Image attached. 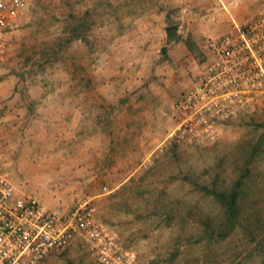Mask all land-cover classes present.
<instances>
[{"label":"rangeland","instance_id":"obj_1","mask_svg":"<svg viewBox=\"0 0 264 264\" xmlns=\"http://www.w3.org/2000/svg\"><path fill=\"white\" fill-rule=\"evenodd\" d=\"M213 1L33 0L0 66V171L50 207L98 196V217L135 264H259L241 233L205 239L221 213L201 187L240 178L244 215L264 219V151L253 146L264 96L212 142L174 136L173 105L206 62L197 23ZM254 2L249 17L264 6ZM40 264L97 263L79 242Z\"/></svg>","mask_w":264,"mask_h":264},{"label":"built area","instance_id":"obj_2","mask_svg":"<svg viewBox=\"0 0 264 264\" xmlns=\"http://www.w3.org/2000/svg\"><path fill=\"white\" fill-rule=\"evenodd\" d=\"M32 9L33 0H0V66ZM203 49L202 71L173 105L174 136L212 142L222 126L249 114L264 96V6L229 33L204 39ZM96 198L50 207L19 193L0 171V264H40L79 242L97 264H135L134 253L98 217Z\"/></svg>","mask_w":264,"mask_h":264},{"label":"trees","instance_id":"obj_3","mask_svg":"<svg viewBox=\"0 0 264 264\" xmlns=\"http://www.w3.org/2000/svg\"><path fill=\"white\" fill-rule=\"evenodd\" d=\"M264 135L262 139L255 142L254 149L258 151H264ZM263 149V150H262ZM249 172V170H245ZM248 187L246 182H243L240 178H237L228 188L217 189L215 187L203 186L201 189L206 198H209L213 203L217 205L221 213V221L218 224H214L211 227V222L207 224L205 229V239L210 242L226 241L235 235L242 234L245 240V245L253 243L250 252L255 254L259 258V264H264V233L258 234L255 227H253L250 220H255V217H260L257 213V208H251L254 211L253 214L243 213V190ZM253 215V216H252ZM261 218V217H260ZM264 220L263 218H261ZM246 251V247L243 248Z\"/></svg>","mask_w":264,"mask_h":264},{"label":"crops","instance_id":"obj_4","mask_svg":"<svg viewBox=\"0 0 264 264\" xmlns=\"http://www.w3.org/2000/svg\"><path fill=\"white\" fill-rule=\"evenodd\" d=\"M213 2L214 6H204L205 12L200 13L197 23V40L215 38L229 33L234 23H241L249 18L256 7L254 0H214Z\"/></svg>","mask_w":264,"mask_h":264},{"label":"water","instance_id":"obj_5","mask_svg":"<svg viewBox=\"0 0 264 264\" xmlns=\"http://www.w3.org/2000/svg\"><path fill=\"white\" fill-rule=\"evenodd\" d=\"M175 33H176V27L167 28V30H166V38H167V40L171 41L174 38Z\"/></svg>","mask_w":264,"mask_h":264}]
</instances>
